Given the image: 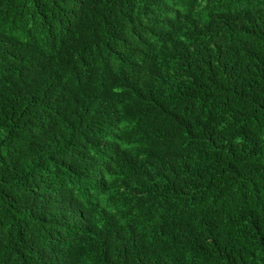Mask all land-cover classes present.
Returning a JSON list of instances; mask_svg holds the SVG:
<instances>
[{"label":"trees","instance_id":"obj_1","mask_svg":"<svg viewBox=\"0 0 264 264\" xmlns=\"http://www.w3.org/2000/svg\"><path fill=\"white\" fill-rule=\"evenodd\" d=\"M0 264H264V0H0Z\"/></svg>","mask_w":264,"mask_h":264}]
</instances>
